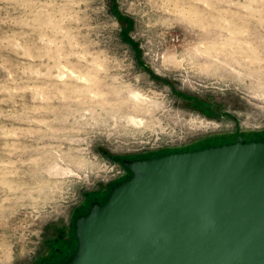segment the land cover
I'll use <instances>...</instances> for the list:
<instances>
[{
  "label": "rangeland",
  "instance_id": "1",
  "mask_svg": "<svg viewBox=\"0 0 264 264\" xmlns=\"http://www.w3.org/2000/svg\"><path fill=\"white\" fill-rule=\"evenodd\" d=\"M259 134L264 0H0V264H51L123 159Z\"/></svg>",
  "mask_w": 264,
  "mask_h": 264
},
{
  "label": "water",
  "instance_id": "2",
  "mask_svg": "<svg viewBox=\"0 0 264 264\" xmlns=\"http://www.w3.org/2000/svg\"><path fill=\"white\" fill-rule=\"evenodd\" d=\"M63 264H264V140L123 159Z\"/></svg>",
  "mask_w": 264,
  "mask_h": 264
},
{
  "label": "flooded vegetation",
  "instance_id": "3",
  "mask_svg": "<svg viewBox=\"0 0 264 264\" xmlns=\"http://www.w3.org/2000/svg\"><path fill=\"white\" fill-rule=\"evenodd\" d=\"M262 136L264 137L263 134H259V136L256 137V135H255L253 137L255 139H261ZM246 137H248L250 139L252 136H246ZM133 159H136V158H133ZM98 194L101 195V192H99ZM100 202H102V201H100ZM74 235L75 234H73V231L71 230V232L69 233V236L66 237V239H64V238L59 239L57 242L52 243L50 254L48 256L47 261L51 260V262H52L51 264H62L63 263V261L61 260L62 257L65 255L67 250H69L71 248L73 242L75 241Z\"/></svg>",
  "mask_w": 264,
  "mask_h": 264
},
{
  "label": "trees",
  "instance_id": "4",
  "mask_svg": "<svg viewBox=\"0 0 264 264\" xmlns=\"http://www.w3.org/2000/svg\"><path fill=\"white\" fill-rule=\"evenodd\" d=\"M219 142H221V141H219Z\"/></svg>",
  "mask_w": 264,
  "mask_h": 264
}]
</instances>
